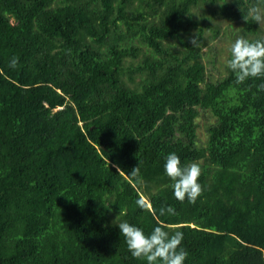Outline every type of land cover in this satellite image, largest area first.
Returning a JSON list of instances; mask_svg holds the SVG:
<instances>
[{"label":"trees","instance_id":"obj_1","mask_svg":"<svg viewBox=\"0 0 264 264\" xmlns=\"http://www.w3.org/2000/svg\"><path fill=\"white\" fill-rule=\"evenodd\" d=\"M263 21L264 0H0V264H145L123 221L181 231L184 264H264V77L226 65Z\"/></svg>","mask_w":264,"mask_h":264},{"label":"clouds","instance_id":"obj_2","mask_svg":"<svg viewBox=\"0 0 264 264\" xmlns=\"http://www.w3.org/2000/svg\"><path fill=\"white\" fill-rule=\"evenodd\" d=\"M229 52L230 57L226 65L233 74L235 83L264 77V40L249 41L238 38L231 43ZM17 63L16 57L11 58L9 67L15 68ZM259 89L264 91V84L260 85ZM163 169L164 175L171 182L174 199L180 202L187 199L188 203H195L202 191L198 182L201 175L199 164H182L180 157L172 152L165 156ZM137 173L138 169L134 168L130 176L136 177ZM136 203L143 208L142 200H137ZM165 214L174 215L175 209L171 205L161 208L160 215ZM117 226L130 255L143 260L145 264H184L188 256L182 246L184 234L179 230L170 233L160 226H155L146 234L141 228L127 221L120 222Z\"/></svg>","mask_w":264,"mask_h":264},{"label":"rangeland","instance_id":"obj_3","mask_svg":"<svg viewBox=\"0 0 264 264\" xmlns=\"http://www.w3.org/2000/svg\"><path fill=\"white\" fill-rule=\"evenodd\" d=\"M264 22V21H263ZM223 24V23H222ZM221 24V25H222ZM227 24V23H226ZM226 26V25H225ZM224 35V34H223ZM220 38L215 40L216 45L214 46L216 49H220V48H225L224 51H227V44L225 40H219ZM213 47V46H212ZM205 51V50H203ZM224 54H223V58H221V61H223L224 59ZM222 69V65H220L219 70ZM206 116V115H205ZM205 116H200V118L197 119V124H198V129H197V134L198 137L200 139V141L203 143V141L205 140V124H206V117Z\"/></svg>","mask_w":264,"mask_h":264}]
</instances>
